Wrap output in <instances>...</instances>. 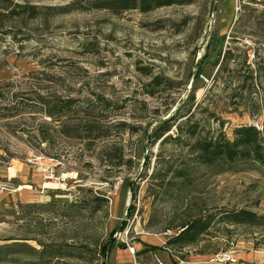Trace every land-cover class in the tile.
<instances>
[{"label": "rangeland", "instance_id": "obj_1", "mask_svg": "<svg viewBox=\"0 0 264 264\" xmlns=\"http://www.w3.org/2000/svg\"><path fill=\"white\" fill-rule=\"evenodd\" d=\"M10 1L0 23V167L41 177L27 163L41 155L65 182L25 185L29 199L0 212V247H56L64 255L56 264H155L142 235L169 238L219 208L264 215L258 163L216 173L194 162L187 140L148 139L178 108L230 139L241 125L264 132V0H193L120 15L89 9L96 0ZM53 100L62 111L48 117ZM177 171L183 177L172 180ZM0 180L20 190L18 180ZM226 229L173 254L264 264L263 228ZM113 239L105 258L101 248ZM224 253L235 263L214 260ZM18 260L35 261L13 255L8 264Z\"/></svg>", "mask_w": 264, "mask_h": 264}, {"label": "trees", "instance_id": "obj_2", "mask_svg": "<svg viewBox=\"0 0 264 264\" xmlns=\"http://www.w3.org/2000/svg\"><path fill=\"white\" fill-rule=\"evenodd\" d=\"M193 0H96L91 4L89 9L109 11L114 15H120L126 11H139L147 13L151 10L164 8L169 6H179L191 4ZM13 2L10 0H0V23L8 13ZM34 10L29 9L30 15H33ZM10 12V11H9ZM12 13V11H11ZM158 78L152 79L150 84L151 90H147L146 94L152 96L157 87ZM1 99V94H0ZM43 104V99H40ZM68 103V102H64ZM70 103V101H69ZM49 106L48 103H44ZM50 111H47L48 117L59 114L62 111V106L58 100L51 101ZM98 108L102 110L103 106L98 103ZM50 108V107H49ZM179 108L174 116L166 121H161L154 129L148 139H152V144L158 141L159 144L168 140L180 141L187 140L188 154L194 158L197 165H202L211 169H215L216 173L228 172V170L236 169L239 164L245 162L258 163L264 167V132L251 125H241L233 129L231 139L228 138L221 129L210 132L198 123L192 122V117L178 114ZM182 117H186L180 121ZM222 125V123H221ZM220 125V126H221ZM172 128L176 131L173 137L169 132ZM121 161V157H119ZM123 165V162H118L117 167ZM167 174V173H166ZM166 174L164 176H166ZM184 175L183 172H174L172 180L180 179ZM157 179V178H156ZM165 177H158V180H164ZM222 226V227H221ZM241 227L249 229H264V215H256L248 209H214L212 212L200 213L197 216L191 217L179 225L178 232L167 238L162 248L175 253H180L190 246L197 245L201 239L208 235L212 229L221 228L228 231L226 228ZM126 227L125 223H121L114 228V233L122 232ZM114 239L109 244L103 246L102 254L105 258L111 252L114 246ZM117 248L126 249L122 243L116 245ZM161 248V249H162ZM151 251L157 250L151 248ZM62 250L56 247L41 245L40 250L24 249L15 247H0V264H8L9 257L20 255L22 257L34 258V262H25V264H56L61 257H64ZM202 254V253H201ZM198 254V255H201ZM180 261H185V257L178 256ZM16 264H20V260ZM104 264H106L104 262Z\"/></svg>", "mask_w": 264, "mask_h": 264}, {"label": "crops", "instance_id": "obj_3", "mask_svg": "<svg viewBox=\"0 0 264 264\" xmlns=\"http://www.w3.org/2000/svg\"><path fill=\"white\" fill-rule=\"evenodd\" d=\"M31 167V166H30ZM33 168V167H31ZM9 171V169H8ZM36 171V170H35ZM11 172L10 175H8L9 173L6 172L4 170V168L0 167V179H6V181L8 180H18L20 183V190H9L7 191L6 189L4 190L3 186L0 185V212L3 211V209H6L7 206H9V203L11 202H17V201H23V200H27L30 197V193L25 192L22 190V188L27 185L30 186H40L41 182H42V177L38 176L37 174H32L31 176H29V168H27V170H23L22 172H16V171H9ZM16 172V173H15ZM1 182H3V180H0V184ZM139 240L141 243H144L146 248L151 249V248H156L157 250L155 251H148L149 254H154V258L158 257L164 264H209V263H205V262H200L198 260H185V261H180L178 257H176L173 254V251L169 252L167 249L162 248V245L165 243V241L167 240V238H160V237H155V236H150L148 234L142 235L141 237H139ZM117 248V247H116ZM145 248V249H146ZM162 248V249H161ZM119 250H126V249H120ZM241 256H243L242 254H240L239 258H242ZM155 264L156 262L153 261ZM143 264H147L145 262H143ZM216 264H220V263H216Z\"/></svg>", "mask_w": 264, "mask_h": 264}, {"label": "built area", "instance_id": "obj_4", "mask_svg": "<svg viewBox=\"0 0 264 264\" xmlns=\"http://www.w3.org/2000/svg\"><path fill=\"white\" fill-rule=\"evenodd\" d=\"M27 163L31 165L36 171H38L43 178L44 184H42L43 188H46L47 184H56V186L60 185L61 183L65 182V178L62 176H57L54 167L56 166L55 162H51L49 159L44 158L41 155L31 156ZM178 232V231H177ZM171 236L172 232L166 233V235ZM169 251V250H168ZM170 252V251H169ZM218 262H232L235 263V260L232 259L227 253L218 254L216 255L215 259ZM156 264H164L158 257H155Z\"/></svg>", "mask_w": 264, "mask_h": 264}, {"label": "bare ground", "instance_id": "obj_5", "mask_svg": "<svg viewBox=\"0 0 264 264\" xmlns=\"http://www.w3.org/2000/svg\"><path fill=\"white\" fill-rule=\"evenodd\" d=\"M52 184H54V183H52ZM52 184H47V186H51ZM56 185V184H55Z\"/></svg>", "mask_w": 264, "mask_h": 264}]
</instances>
